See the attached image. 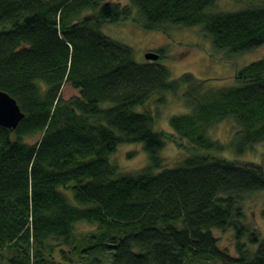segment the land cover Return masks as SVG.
<instances>
[{"label": "trees", "instance_id": "1", "mask_svg": "<svg viewBox=\"0 0 264 264\" xmlns=\"http://www.w3.org/2000/svg\"><path fill=\"white\" fill-rule=\"evenodd\" d=\"M216 4L0 0V91L25 114L15 130L0 126V264H264V241L244 210L264 193V167L213 155L224 146L209 135L232 119L237 154L264 144V59L237 73L238 86L214 89L191 74L172 79L160 54L137 63L102 32L131 20L164 34L200 27L228 57L264 46L263 2L234 13H215ZM66 84L79 96L63 99ZM166 95L190 110L170 119L171 133L156 131L146 109ZM177 139L202 153L164 169L160 154ZM125 144L148 155L138 174L111 164ZM79 224L94 230L79 233ZM215 230L234 232L238 257Z\"/></svg>", "mask_w": 264, "mask_h": 264}, {"label": "rangeland", "instance_id": "2", "mask_svg": "<svg viewBox=\"0 0 264 264\" xmlns=\"http://www.w3.org/2000/svg\"><path fill=\"white\" fill-rule=\"evenodd\" d=\"M114 3L128 5L130 0H113ZM264 0H217L213 9L215 13H234L242 11L252 3ZM102 32L111 39L130 47L133 50L134 60L139 64L147 62L148 53L162 55L159 64L171 72L172 79H178L184 74H191L198 80L214 89L231 88L238 86L237 73L244 67L264 59V46L243 55L228 57L226 51H216L209 39L201 32L200 27L175 28L169 34L158 31H147L134 21L120 23H104ZM79 91L66 84L62 88V97L69 100L78 97ZM155 115V130L169 132V121L173 116L189 113L190 110L181 96L166 95L163 102H152L146 106ZM142 111V107L137 108ZM237 126L232 119L226 120L209 131L210 138L224 146V150L212 154L230 161L248 163L264 167V144L251 147L243 154H237L233 147L234 135ZM39 136L27 138L26 142L35 144ZM166 142L160 156L164 161V169H173L179 166L193 153H202L194 149L186 141ZM111 164L117 168L119 175H135L149 166L148 155L143 144L120 145L111 156ZM163 170V169H162ZM162 170L156 173L162 172ZM73 201L72 194H68ZM264 193L249 198L244 205L246 221L256 228L260 240L264 241ZM79 233L94 230L87 224L77 225ZM219 241V246L232 257H238L236 239L233 231H213ZM247 241V240H246ZM255 250V247H251ZM108 262L109 256H106Z\"/></svg>", "mask_w": 264, "mask_h": 264}, {"label": "water", "instance_id": "3", "mask_svg": "<svg viewBox=\"0 0 264 264\" xmlns=\"http://www.w3.org/2000/svg\"><path fill=\"white\" fill-rule=\"evenodd\" d=\"M160 55L157 53H148L147 61L157 62ZM25 114L17 104L16 100L9 94L0 91V126L6 129L15 130L24 119Z\"/></svg>", "mask_w": 264, "mask_h": 264}]
</instances>
